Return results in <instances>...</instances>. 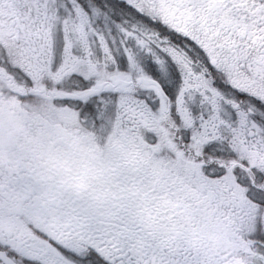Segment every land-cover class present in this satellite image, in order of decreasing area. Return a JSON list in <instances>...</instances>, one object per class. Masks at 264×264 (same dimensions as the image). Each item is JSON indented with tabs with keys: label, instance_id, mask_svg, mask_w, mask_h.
<instances>
[{
	"label": "snow or ice",
	"instance_id": "1",
	"mask_svg": "<svg viewBox=\"0 0 264 264\" xmlns=\"http://www.w3.org/2000/svg\"><path fill=\"white\" fill-rule=\"evenodd\" d=\"M0 264H264V0H0Z\"/></svg>",
	"mask_w": 264,
	"mask_h": 264
}]
</instances>
